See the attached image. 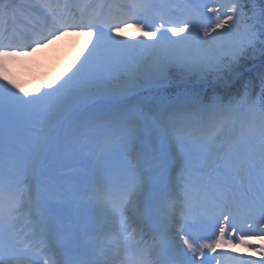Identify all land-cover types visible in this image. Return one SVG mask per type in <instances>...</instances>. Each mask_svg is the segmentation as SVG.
Returning a JSON list of instances; mask_svg holds the SVG:
<instances>
[{
  "label": "snow or ice",
  "instance_id": "obj_1",
  "mask_svg": "<svg viewBox=\"0 0 264 264\" xmlns=\"http://www.w3.org/2000/svg\"><path fill=\"white\" fill-rule=\"evenodd\" d=\"M21 7L23 30L12 22L24 13L0 0V264H264V0L247 11L243 0L207 12L197 0ZM129 23L139 36H121ZM69 30L90 38L69 75L43 90L10 75L13 61ZM249 117L258 144L214 143ZM93 144L95 173L73 182L71 161ZM189 191L213 194L216 211L203 219ZM73 203L88 212L70 219ZM25 209L33 227L21 235L13 221ZM194 217L210 234L192 230ZM101 219L104 228L130 219L112 229L130 231L124 247L99 253L89 241L88 259L71 257ZM234 243L261 258L217 251Z\"/></svg>",
  "mask_w": 264,
  "mask_h": 264
},
{
  "label": "rangeland",
  "instance_id": "obj_2",
  "mask_svg": "<svg viewBox=\"0 0 264 264\" xmlns=\"http://www.w3.org/2000/svg\"><path fill=\"white\" fill-rule=\"evenodd\" d=\"M33 3L35 0H31ZM101 2L109 3L111 0H96ZM55 2V0H54ZM64 3L68 5H74L77 3V0H63ZM198 3L201 5H207L203 10L207 12V8L217 6L218 0H197ZM30 5V4H27ZM73 9V8H72ZM74 10V9H73ZM211 16V13H209ZM134 23V22H133ZM133 23H129L126 27L121 29V36L122 37H135L139 36V31L137 28L133 27ZM20 25L26 27V25L19 23ZM24 29V28H22ZM150 30V29H145ZM85 31H72L69 30L68 32L64 33L63 35L59 36L57 39L52 40L51 43L45 44L43 47L39 48L35 53L31 56H25L18 58L17 60L13 61L9 65V72L11 73H20L23 76L25 82L29 85L35 86L40 81H45L46 79L51 78V71H55L58 62L60 60V44L63 43L66 47V56L68 61L74 64L77 60L80 61L82 57V53L86 52L87 47L89 46V36L85 34ZM62 50V49H61ZM48 82H46V85ZM31 133L28 131L23 132L21 134V138L26 143L28 136ZM233 137H237L240 140V143L237 145L239 149H244L245 147L249 146V142L252 144L259 143L260 137V129L255 127L253 122L250 118H248V122L246 126H240L234 130L229 136H223L221 140L215 141L214 143H220L227 141ZM93 156L90 152H83L81 163L86 162L87 165L93 162ZM80 164L77 162L76 165ZM71 167V170L74 172V176L71 178L73 182L75 181L76 177L79 175L86 176L85 170L82 165ZM62 171H69V169H61ZM24 217L28 214L27 210L21 211ZM130 218V214H129ZM130 219H121L119 222H114V224L109 228L112 233H115L112 229L119 225V228H127L129 226ZM129 232H126L124 237L129 236ZM253 243H259V241H254ZM236 247L243 252V256H251L254 259H260L261 257L257 256L254 250L251 247H245L244 245L236 244Z\"/></svg>",
  "mask_w": 264,
  "mask_h": 264
},
{
  "label": "bare ground",
  "instance_id": "obj_3",
  "mask_svg": "<svg viewBox=\"0 0 264 264\" xmlns=\"http://www.w3.org/2000/svg\"><path fill=\"white\" fill-rule=\"evenodd\" d=\"M73 207H75V204L73 203V204H70V208H73ZM70 219H72V216H70ZM17 225V223H14L13 224V228L15 227ZM105 230H106V228H104L103 229V231H101L100 232V234H99V238H100V240H101V242H103L102 243V245L103 246H105V247H108V248H112L113 246H114V244L111 246V245H105V241L106 240H108V238H107V234L105 233ZM122 233V232H121ZM236 247V244L234 243V247H232L231 248V251H229L228 253H230L232 256H235V254H234V252H237V248H235Z\"/></svg>",
  "mask_w": 264,
  "mask_h": 264
},
{
  "label": "trees",
  "instance_id": "obj_4",
  "mask_svg": "<svg viewBox=\"0 0 264 264\" xmlns=\"http://www.w3.org/2000/svg\"><path fill=\"white\" fill-rule=\"evenodd\" d=\"M243 2L247 5L246 11L251 8V5L253 3H256L258 6H260V0H243ZM262 39H264V38H262ZM255 63L257 66L261 63L258 53H257V58H256ZM256 122L259 123L258 120H256Z\"/></svg>",
  "mask_w": 264,
  "mask_h": 264
}]
</instances>
